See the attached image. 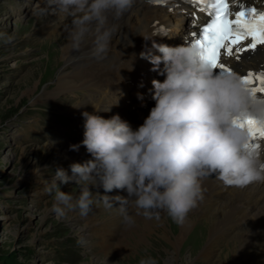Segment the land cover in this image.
<instances>
[{
    "label": "clouds",
    "instance_id": "obj_1",
    "mask_svg": "<svg viewBox=\"0 0 264 264\" xmlns=\"http://www.w3.org/2000/svg\"><path fill=\"white\" fill-rule=\"evenodd\" d=\"M135 0H49L60 14L73 16L72 47L79 49L92 23L96 25L94 55L106 53L115 26L108 27L107 13L119 18ZM146 40V39H145ZM159 55L141 52L152 70L165 78L154 79L155 105L143 124L133 129L117 115L82 113L83 140L69 146L78 151L83 145L92 159L69 165L71 175L58 167L47 191H55L53 210L60 216L79 210L87 216L94 200L90 186L104 193L126 192L118 196L120 211L133 223L128 206L148 219H159L160 210L176 224L203 199L204 178L216 174L227 186L246 187L264 183V145H252L247 128L234 121L253 116L264 122V99L252 91L237 73L215 72L201 58V48L192 43L178 46L154 44ZM163 65V68L160 66ZM81 185L73 196L57 184ZM99 194V193H97ZM100 195V194H99ZM105 207H112L103 195ZM139 264H157L152 257Z\"/></svg>",
    "mask_w": 264,
    "mask_h": 264
},
{
    "label": "rangeland",
    "instance_id": "obj_2",
    "mask_svg": "<svg viewBox=\"0 0 264 264\" xmlns=\"http://www.w3.org/2000/svg\"><path fill=\"white\" fill-rule=\"evenodd\" d=\"M24 2L0 0V264H139L141 258L148 256L157 264H172L175 249L162 240L159 219L152 218L158 228L147 243L139 244L135 233L128 237L132 228L143 224L142 220L146 218L137 215L136 211L134 215L130 214L133 223L124 222L123 226L116 228L115 219L121 220L116 214L121 211L120 204L115 202L123 192L121 190L104 193L102 187L90 186L94 203L87 216H81L78 209H65L63 216L53 210L56 189L51 192L46 189L51 188L56 169L63 167L71 175L69 165L84 163L92 157L83 145L78 151L69 150L70 145L80 142L58 143L44 137V131L56 130L52 114L61 115V112L71 109L70 99L74 97L66 93L67 98H62L60 102L39 101L44 92L53 91L56 70L52 63L61 51L55 38L52 35L47 37L44 32L49 7L44 9V13L37 14L34 7H24ZM22 8L24 11L18 14L17 11ZM56 18L60 19L59 16ZM78 100L80 98H75V101ZM88 110L86 105L81 111ZM38 139L40 143H37ZM57 184L59 190L73 196L75 203L81 185L59 184V181ZM97 192H102L101 196H95ZM105 194L116 196L109 197L113 205L110 208L103 203ZM164 215L168 218L166 224L173 222L166 212ZM191 215L190 212L187 217L195 223L205 220ZM245 222L246 219L240 221L241 224ZM241 224L232 225H235L231 230L232 236L241 229ZM172 225L175 226L174 223ZM114 229L120 238H112ZM168 229H172L171 225H168ZM223 238L216 242L214 255L225 249L228 240ZM102 239L109 243L106 251L110 252L107 254L99 246ZM123 239L124 252L112 255V251L119 247L118 242ZM116 244L114 250H109ZM241 246L238 252H241ZM263 250L261 243L251 256L241 254L242 259L236 264H256V254ZM199 252L194 264H214V256L212 261L206 263L198 259ZM181 263L182 260L178 258L176 264Z\"/></svg>",
    "mask_w": 264,
    "mask_h": 264
},
{
    "label": "bare ground",
    "instance_id": "obj_3",
    "mask_svg": "<svg viewBox=\"0 0 264 264\" xmlns=\"http://www.w3.org/2000/svg\"><path fill=\"white\" fill-rule=\"evenodd\" d=\"M29 3L30 1L27 0V4L23 6L29 9L30 7H34V12L36 10L38 11L37 14L44 13V9H46L47 6L49 7V14L51 13V15L46 14L49 17L46 21L47 26L44 28V32H46L47 37L52 35L55 38L58 49L61 51L56 56L57 60L52 63L56 70L55 86L52 89L53 91L51 90L52 92H44L45 94L41 95L42 98L39 100L41 102L47 100H56L60 102L62 98H67L66 93H71L75 90H85L89 92L94 89L101 91L103 87L109 86L112 77L114 78L116 61L120 60V58L132 48L133 41L144 35L147 30V22L136 23L133 33H128L125 38L117 41L113 53H108V50L111 48L109 42L106 53L98 57L93 54L96 34L95 23L89 26V32L83 38L77 50L72 47L71 39L73 16L60 14L55 5L49 4V0H33L30 4ZM58 16L60 17L59 20L56 18ZM107 16L109 20L111 13ZM60 20L61 22H59ZM51 30L53 31L51 32ZM125 85H129L128 82L125 83ZM142 85H146V82ZM117 90L118 89H116L115 92ZM99 94L101 96V93ZM154 105L155 104H153V106ZM83 106L86 105L81 104L80 110H82ZM153 106L142 112L140 109L135 110L139 113L141 118H146ZM90 109L96 111V109ZM124 115L126 116V113H124ZM222 183L223 182L217 178L216 174L204 178L203 199L199 202L198 207L191 211V216H197L198 220L205 219L200 221L202 223L198 222L200 223L199 225L188 217L183 224H176L174 222L166 224L165 221L168 218L165 217L164 211L160 210V216L163 215L161 218L165 219L160 221L161 218H159L158 220V222H160L158 227L161 229V238L166 245H169L168 247L171 246V249H175L172 264H176L178 258L182 260L181 264H194L196 262L195 260H197L195 256L199 251L198 259L203 262L209 263L213 260L212 258L214 256V264H236L241 261V257L243 256L241 254H250L251 256L254 254L259 244L263 243L264 246L263 238H258L259 234L264 233V185L260 184V182L252 183L243 188L224 185L222 187L227 188V191L221 197L217 198V192H214V189L219 185L221 186ZM118 191L119 190H114L111 193ZM117 202L118 200H116L115 204ZM134 211L135 209L133 207L128 206L129 214H133ZM139 215L143 216L142 214ZM116 216L121 220L116 218L114 224L117 223L118 226L116 228H120L126 221L121 212L116 214ZM243 219H246L245 224L240 223ZM142 222L143 224H137L132 228L130 234L128 233L129 236L125 234L126 238L135 233L139 244L147 243L149 240L148 238L155 233L158 227L154 225L153 219L145 218ZM172 223L175 224L174 227ZM233 224H241L242 226L241 229H238L232 236L231 230H234L235 226H232ZM168 225H171V230L168 229ZM90 230L91 228L89 231ZM128 230L130 231V229ZM113 232V236L110 235L112 238H120L119 234L116 235L117 230ZM222 237L225 238V241L228 240L226 247L220 254L216 253L214 255L213 252L215 246H217L216 242L220 241L219 238L222 239ZM256 241H258L257 244H255ZM241 243L242 246L240 245ZM107 244L109 243L102 242L99 245L103 248L102 250L105 254L110 252L106 251L108 249H106ZM118 245V248H116L117 244L109 247V250H114L116 248L112 251V255H121L124 252L122 251L124 239L120 240ZM240 246L242 250L238 252ZM188 249L191 250L187 254L188 256H186ZM256 259L258 260L256 264L260 262L264 264V250L256 254ZM107 264L110 263L108 262Z\"/></svg>",
    "mask_w": 264,
    "mask_h": 264
},
{
    "label": "snow or ice",
    "instance_id": "obj_4",
    "mask_svg": "<svg viewBox=\"0 0 264 264\" xmlns=\"http://www.w3.org/2000/svg\"><path fill=\"white\" fill-rule=\"evenodd\" d=\"M210 9L203 26L191 33L193 42L201 48V58L215 72L233 73L234 69L222 62V56H234L238 61L245 53H255L264 47V8L248 4L247 0H195ZM251 89L253 97L264 99V65L258 71L240 75ZM247 128L251 141H264V122L253 116L234 121ZM258 146L256 144L246 145Z\"/></svg>",
    "mask_w": 264,
    "mask_h": 264
}]
</instances>
